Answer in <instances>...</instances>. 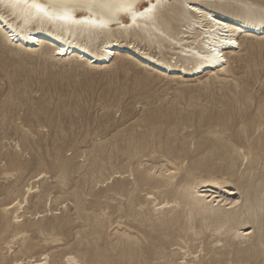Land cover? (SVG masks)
<instances>
[{"label": "bare ground", "instance_id": "6f19581e", "mask_svg": "<svg viewBox=\"0 0 264 264\" xmlns=\"http://www.w3.org/2000/svg\"><path fill=\"white\" fill-rule=\"evenodd\" d=\"M65 12L70 20L57 18ZM0 40L64 67L100 70L127 57L170 81L225 84L264 46V0H0ZM242 90V107L228 100L217 113L178 112L166 133L161 122L148 137L118 133L91 146L92 164L136 165L132 180L109 188L125 200L116 208L126 220L112 226L115 240L108 238L107 220L96 204L79 199V224L70 216L26 218V206L34 198L40 202L47 186L37 185V192L29 182L19 199L16 177L5 186L15 198L3 204L0 217V240L18 242V249L9 246L16 256L9 264H193L187 257L197 259L199 252H204L199 264H264V104L244 113L253 99L248 84ZM1 104L8 112L12 99ZM196 115L213 128L191 145L178 136V127ZM0 120L4 125L6 116L0 114ZM157 151L163 153L159 162L153 157ZM68 166V161L53 165L57 185L66 184ZM19 169L12 159L4 174ZM180 251L181 258H173Z\"/></svg>", "mask_w": 264, "mask_h": 264}, {"label": "rangeland", "instance_id": "374dc122", "mask_svg": "<svg viewBox=\"0 0 264 264\" xmlns=\"http://www.w3.org/2000/svg\"><path fill=\"white\" fill-rule=\"evenodd\" d=\"M234 72L225 84H182L159 77L127 57L100 70L64 67L49 58L11 50L0 40V114L6 116V123L0 124V217L3 204L15 198L7 196L5 186L19 177V199L29 182L37 192L40 190L37 185L41 189L42 185L47 186L40 202L34 198L26 206L29 210L26 218L39 221L43 217L48 220L70 216L74 224H79L83 220L76 214L79 199L87 206L96 204L94 207L107 220L108 238L115 240L112 226L116 220H126L119 219L116 208L124 206L125 200L115 197L109 188L121 179L132 180L131 170L136 165L121 160L103 166L92 164L87 160L91 146L112 140L118 133L148 137L153 126L161 122L166 133L174 125V114L178 112H198L204 108L217 113L228 100L242 107V87L247 84L253 102L244 113L250 115L259 102L264 104V46ZM7 97L13 104L10 111L3 112L1 103ZM239 123V119L234 121L233 129ZM211 128L199 122L196 115L192 122L178 127V136H186L194 145ZM162 154L157 151L153 157L159 162ZM12 159L19 161L21 169L11 170L14 174L5 176ZM186 159L184 166L190 162ZM65 161L69 163L68 180L59 186L55 178L58 170L53 165ZM141 167H147L146 162ZM95 194L99 196L97 202ZM10 240L8 236L0 240V264H9L16 258L9 246L18 249V242L9 245ZM182 253H174L173 258L180 259ZM203 254L199 252L197 259L191 255L187 260L194 259L193 264H199Z\"/></svg>", "mask_w": 264, "mask_h": 264}, {"label": "snow or ice", "instance_id": "6c2138e0", "mask_svg": "<svg viewBox=\"0 0 264 264\" xmlns=\"http://www.w3.org/2000/svg\"><path fill=\"white\" fill-rule=\"evenodd\" d=\"M33 7L36 8V10H37L38 13H43L45 16H49V18H51V16L48 13V11L44 7H42L41 5H39V4H33ZM57 18L64 19V20H70L71 19V16H70L69 13L65 12L62 15L58 16Z\"/></svg>", "mask_w": 264, "mask_h": 264}]
</instances>
